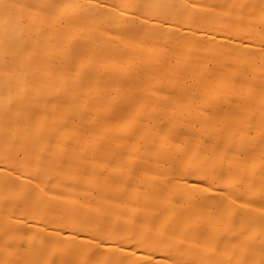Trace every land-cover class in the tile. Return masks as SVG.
I'll list each match as a JSON object with an SVG mask.
<instances>
[{
    "label": "bare ground",
    "instance_id": "bare-ground-1",
    "mask_svg": "<svg viewBox=\"0 0 264 264\" xmlns=\"http://www.w3.org/2000/svg\"><path fill=\"white\" fill-rule=\"evenodd\" d=\"M0 264H264V0H0Z\"/></svg>",
    "mask_w": 264,
    "mask_h": 264
}]
</instances>
